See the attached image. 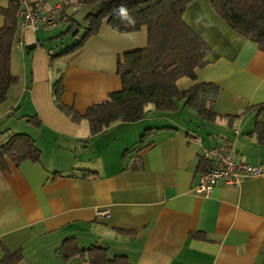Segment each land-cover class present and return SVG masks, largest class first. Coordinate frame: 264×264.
I'll list each match as a JSON object with an SVG mask.
<instances>
[{
	"label": "crops",
	"instance_id": "crops-1",
	"mask_svg": "<svg viewBox=\"0 0 264 264\" xmlns=\"http://www.w3.org/2000/svg\"><path fill=\"white\" fill-rule=\"evenodd\" d=\"M8 1L0 0V7ZM60 1L45 0L47 6ZM75 2L67 0L55 27L42 28L69 24ZM182 19L209 53L195 78L180 77L176 86L216 84L214 121L202 120L181 101L174 112L146 105L144 118L113 123L94 136L86 120L74 123L56 107L52 85L61 75L62 101L81 114L106 100L121 88L117 57L146 46V26L121 33L104 20L75 52L51 65L53 53H47L39 71L31 57L36 48L27 47L43 46L44 38L52 44L63 29L43 38L36 34L41 27L18 24L10 54L18 82L0 103V144L25 133L42 155L0 170V259L4 246L21 250L26 264H88L60 257L62 242L74 238L80 248L102 246L109 257L125 255L131 264H264V141L255 132L257 121L264 124V107L256 112L264 105V48L235 32L210 0L190 2ZM35 114L38 127L26 120ZM165 126L174 129L155 130L138 142L147 128ZM217 147L263 173L235 186L219 183L208 196L194 194L206 168L199 166L203 154ZM82 170L93 173L83 177ZM103 210L108 214H99Z\"/></svg>",
	"mask_w": 264,
	"mask_h": 264
},
{
	"label": "trees",
	"instance_id": "trees-1",
	"mask_svg": "<svg viewBox=\"0 0 264 264\" xmlns=\"http://www.w3.org/2000/svg\"><path fill=\"white\" fill-rule=\"evenodd\" d=\"M194 0H76L79 5L89 7L83 23L70 15L67 28L62 33L72 32L76 41L58 53L49 54L51 63L62 56L78 50L86 40L97 34L102 22L117 32L125 33L147 28V44L144 47L124 52L117 57L116 72L121 79V88L113 91L104 101L93 103L81 114L62 101V76L52 85V96L56 107L72 122L86 120L89 135L94 136L116 122H135L145 117L146 105L152 104L158 112H174L177 103L192 109L206 121H214L217 114L214 103L219 87L212 82H196L186 90H179L176 80L187 76L195 78L194 70L205 64L209 47L182 19L186 6ZM215 12L238 34L264 48V0H210ZM18 6L16 0L0 7L3 24L0 27V103L11 85L18 82L10 70L12 43L18 28ZM81 32V34H80ZM61 33V34H62ZM59 34L58 36H61ZM264 105L256 107L259 112ZM27 122L38 127L40 120L35 115L26 116ZM172 127L147 128L139 137L143 142L151 132ZM255 132L264 141V124L256 122ZM125 149L122 155L128 153ZM41 151L32 137L16 133L0 144V170H10V164L30 160L38 162ZM200 167L209 168L206 160ZM138 166L133 167L136 169ZM93 172L82 170L86 177ZM123 234L132 231L118 230ZM201 237V235L197 234ZM60 257L68 260L79 257L88 264H131L125 255L108 256L102 246L80 248L74 238L65 239L59 249ZM0 264H26L21 250L11 251L3 246Z\"/></svg>",
	"mask_w": 264,
	"mask_h": 264
},
{
	"label": "built area",
	"instance_id": "built-area-1",
	"mask_svg": "<svg viewBox=\"0 0 264 264\" xmlns=\"http://www.w3.org/2000/svg\"><path fill=\"white\" fill-rule=\"evenodd\" d=\"M16 3L19 27L27 25L32 29L55 27L67 6V0H61L52 6H47L45 0H16ZM203 159L209 163V168L200 173L198 182L192 189L196 195L208 196L219 183L235 186L247 178L263 173L260 166L237 162L234 152L229 149H208L204 152ZM99 214L107 215L108 210Z\"/></svg>",
	"mask_w": 264,
	"mask_h": 264
},
{
	"label": "rangeland",
	"instance_id": "rangeland-1",
	"mask_svg": "<svg viewBox=\"0 0 264 264\" xmlns=\"http://www.w3.org/2000/svg\"><path fill=\"white\" fill-rule=\"evenodd\" d=\"M72 13L75 15L76 20H78L80 23H83V13L86 12L85 7L83 5H79L76 2L74 4H72L71 9ZM68 24L66 23H61L57 28L54 29H44V28H40L36 31V34L39 35V37H43L46 35H51L52 33H55L57 31L60 32L61 29H63V31L67 28ZM62 31V32H63ZM61 33V32H60ZM81 34V32H80ZM58 40L52 44H48V39L44 38V39H40V42L43 43V46H37V47H32L28 46L27 50H29V52L33 51L36 48V51L34 53L31 54V57L36 60V65L39 69V71H43L44 68H46V64H44V57L46 58V54L47 53H57L60 50H63L66 46H69L71 44H73L76 39L78 37H74L72 32H68V33H62L60 37H57ZM30 57V58H31ZM32 59V61H33ZM148 108H151L152 112H156L153 109V105L152 104H147ZM158 112V111H157Z\"/></svg>",
	"mask_w": 264,
	"mask_h": 264
}]
</instances>
